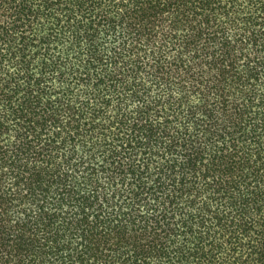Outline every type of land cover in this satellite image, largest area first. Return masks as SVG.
<instances>
[{
    "label": "trees",
    "instance_id": "trees-1",
    "mask_svg": "<svg viewBox=\"0 0 264 264\" xmlns=\"http://www.w3.org/2000/svg\"><path fill=\"white\" fill-rule=\"evenodd\" d=\"M0 264H264V0H0Z\"/></svg>",
    "mask_w": 264,
    "mask_h": 264
}]
</instances>
